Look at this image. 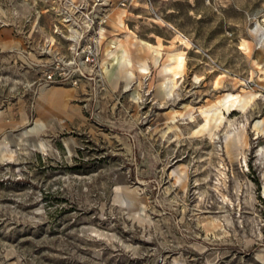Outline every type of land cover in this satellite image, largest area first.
<instances>
[{
    "label": "rangeland",
    "instance_id": "1",
    "mask_svg": "<svg viewBox=\"0 0 264 264\" xmlns=\"http://www.w3.org/2000/svg\"><path fill=\"white\" fill-rule=\"evenodd\" d=\"M263 32L264 0H0V264H264Z\"/></svg>",
    "mask_w": 264,
    "mask_h": 264
},
{
    "label": "built area",
    "instance_id": "2",
    "mask_svg": "<svg viewBox=\"0 0 264 264\" xmlns=\"http://www.w3.org/2000/svg\"><path fill=\"white\" fill-rule=\"evenodd\" d=\"M87 17L93 24L94 19L88 15ZM86 36L87 33L83 31L77 38L81 41ZM92 42L84 47L80 43L74 45L67 56L58 55L45 71V81L47 83L78 84L82 77H86L85 66L97 67L100 43L99 40H92Z\"/></svg>",
    "mask_w": 264,
    "mask_h": 264
},
{
    "label": "crops",
    "instance_id": "3",
    "mask_svg": "<svg viewBox=\"0 0 264 264\" xmlns=\"http://www.w3.org/2000/svg\"><path fill=\"white\" fill-rule=\"evenodd\" d=\"M115 44H116V42L115 41H111V40L107 43V45L105 46V50L107 52L106 54H108L111 50L112 51L116 50L115 48L117 46H115Z\"/></svg>",
    "mask_w": 264,
    "mask_h": 264
},
{
    "label": "bare ground",
    "instance_id": "4",
    "mask_svg": "<svg viewBox=\"0 0 264 264\" xmlns=\"http://www.w3.org/2000/svg\"><path fill=\"white\" fill-rule=\"evenodd\" d=\"M263 40H264V32H263ZM125 56H126V54H125ZM182 63H183V61L182 60H179V62H178V65L179 66H182ZM171 69H169V71H170ZM171 86V83L170 82H168V83H166V88H169Z\"/></svg>",
    "mask_w": 264,
    "mask_h": 264
}]
</instances>
